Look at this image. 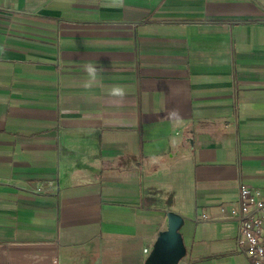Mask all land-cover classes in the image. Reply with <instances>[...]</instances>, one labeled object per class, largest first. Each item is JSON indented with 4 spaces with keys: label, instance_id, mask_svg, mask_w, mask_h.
I'll return each mask as SVG.
<instances>
[{
    "label": "crops",
    "instance_id": "1",
    "mask_svg": "<svg viewBox=\"0 0 264 264\" xmlns=\"http://www.w3.org/2000/svg\"><path fill=\"white\" fill-rule=\"evenodd\" d=\"M241 184L264 194V0H0V264H145L168 211L176 264H251Z\"/></svg>",
    "mask_w": 264,
    "mask_h": 264
},
{
    "label": "built area",
    "instance_id": "2",
    "mask_svg": "<svg viewBox=\"0 0 264 264\" xmlns=\"http://www.w3.org/2000/svg\"><path fill=\"white\" fill-rule=\"evenodd\" d=\"M227 217L236 222V249L243 251L251 264H264V194L257 188L241 184ZM199 219L208 217L203 214ZM150 250L149 246L144 247L145 254Z\"/></svg>",
    "mask_w": 264,
    "mask_h": 264
},
{
    "label": "water",
    "instance_id": "3",
    "mask_svg": "<svg viewBox=\"0 0 264 264\" xmlns=\"http://www.w3.org/2000/svg\"><path fill=\"white\" fill-rule=\"evenodd\" d=\"M167 228L160 231L145 258V264H176L184 253L183 238L179 232L183 218L171 211L166 213Z\"/></svg>",
    "mask_w": 264,
    "mask_h": 264
},
{
    "label": "clouds",
    "instance_id": "4",
    "mask_svg": "<svg viewBox=\"0 0 264 264\" xmlns=\"http://www.w3.org/2000/svg\"><path fill=\"white\" fill-rule=\"evenodd\" d=\"M106 4L112 6L122 7L124 5V0H105ZM102 71L95 63L89 62L84 66V72L86 74V80L82 83V88L86 93H92V90L98 86V81L100 78V72ZM126 90L122 85H112L108 92L107 97L114 103H122L126 97ZM170 117H179V113L173 110L169 113Z\"/></svg>",
    "mask_w": 264,
    "mask_h": 264
}]
</instances>
